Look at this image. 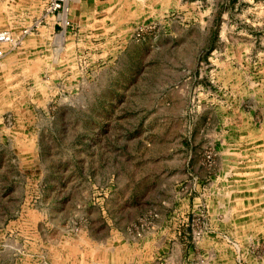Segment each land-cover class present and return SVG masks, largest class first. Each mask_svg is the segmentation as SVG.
Here are the masks:
<instances>
[{
    "label": "rangeland",
    "instance_id": "374dc122",
    "mask_svg": "<svg viewBox=\"0 0 264 264\" xmlns=\"http://www.w3.org/2000/svg\"><path fill=\"white\" fill-rule=\"evenodd\" d=\"M69 5L0 46V264H264V0Z\"/></svg>",
    "mask_w": 264,
    "mask_h": 264
},
{
    "label": "built area",
    "instance_id": "2783aa9c",
    "mask_svg": "<svg viewBox=\"0 0 264 264\" xmlns=\"http://www.w3.org/2000/svg\"><path fill=\"white\" fill-rule=\"evenodd\" d=\"M69 11L70 5L69 0H48L41 16L37 18L30 26L24 28L21 33L14 35L10 30L2 29L0 30V46L5 45L10 46V49L21 44L22 40L32 33L33 31L39 29L43 23H46L52 17L56 18V25L64 27L69 23ZM144 27H139L137 29L136 36H140L144 32ZM6 54L3 48H0V58ZM208 162H212V155L207 156Z\"/></svg>",
    "mask_w": 264,
    "mask_h": 264
},
{
    "label": "crops",
    "instance_id": "0c3cea01",
    "mask_svg": "<svg viewBox=\"0 0 264 264\" xmlns=\"http://www.w3.org/2000/svg\"><path fill=\"white\" fill-rule=\"evenodd\" d=\"M122 1L124 0H75L69 3L73 4L71 7L73 14L74 13L80 14V13H86L92 8L93 9H96V8L104 9L110 6L113 7L116 5L117 2H122ZM71 16H72V12H71ZM55 26L53 27V30H55L56 28ZM17 128L21 129V127H17ZM7 129L9 128L6 127L5 129H3L2 125H0V163H2L4 167L7 166L8 162H11V159L17 153L12 147L14 145H17L18 143H21L22 141H27V138H24L22 136L18 138L12 137L13 136L12 133L7 134ZM33 129L34 127L30 125V130H33ZM0 171H3V170L0 169Z\"/></svg>",
    "mask_w": 264,
    "mask_h": 264
},
{
    "label": "bare ground",
    "instance_id": "6f19581e",
    "mask_svg": "<svg viewBox=\"0 0 264 264\" xmlns=\"http://www.w3.org/2000/svg\"><path fill=\"white\" fill-rule=\"evenodd\" d=\"M69 2H71L70 0H69ZM62 33H64V35H65V31H62ZM62 33L60 34V36L62 35ZM59 37V36H58ZM60 43H58V48L57 49H60V47H61V44L59 45Z\"/></svg>",
    "mask_w": 264,
    "mask_h": 264
}]
</instances>
